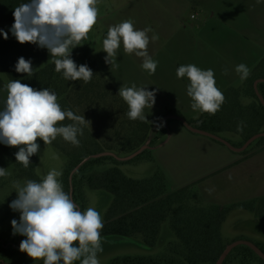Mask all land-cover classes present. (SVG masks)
<instances>
[{
	"label": "trees",
	"instance_id": "16d2710c",
	"mask_svg": "<svg viewBox=\"0 0 264 264\" xmlns=\"http://www.w3.org/2000/svg\"><path fill=\"white\" fill-rule=\"evenodd\" d=\"M25 2L26 0H0V22L14 21V9ZM71 56L77 65L86 64L93 71L89 82L64 79L62 73L55 71L53 58L47 49L29 43L20 44L13 35L0 41V67L9 82L18 79L37 90L48 88L57 95V102L62 110L84 115L88 121L82 126L83 134L78 135L79 146L60 136L49 145L64 157L62 176L58 179L81 211V197L85 187L105 190L112 195L101 237L137 236L139 243L150 251L158 246L157 239L163 224L171 231L172 238L166 239L162 251L157 255L124 256L112 259L109 264H215L227 245L221 237L222 223L231 210L246 205L221 207L207 204L192 185L168 192L165 179L158 171L149 178L140 180L124 176L119 166L142 156L150 159L149 148L128 161H118L112 156L93 158L105 152L116 157L133 154L150 141L152 127L145 120L129 119L128 105L101 74L95 61L91 59L90 48L84 40L81 41V46L72 50ZM20 57L31 61L34 72L32 77L15 71ZM258 79L264 80V59L243 81L241 87L228 88L223 92L224 102L215 115L202 112L197 121L189 124L227 140L233 147H240L251 136L262 133L264 106L254 91V82ZM2 88L0 80V90ZM257 91L264 101V81L257 83ZM166 115L180 116L175 111ZM160 119L161 117L158 121ZM61 123L67 125L72 121L66 119ZM238 124H242V131H237ZM158 127L165 131L164 124L159 123ZM156 131L157 135L162 133L160 130ZM262 141L264 137L253 143L260 144ZM37 142L40 149L45 146L42 140ZM0 149L12 165L14 178L41 181L35 174L39 153L30 157L31 164L25 168L15 160L18 148L0 144ZM238 154L242 155L243 152ZM76 167L78 168L75 170ZM92 169H101V172L97 175ZM166 192L169 194L165 195ZM194 199L195 204L190 201ZM262 202L264 198L251 203L255 209L262 206ZM260 250L264 253V250ZM235 251H240L238 260L241 264H246L249 254L264 264L250 248L243 245L233 248L222 264H226ZM37 264H43V261Z\"/></svg>",
	"mask_w": 264,
	"mask_h": 264
},
{
	"label": "rangeland",
	"instance_id": "374dc122",
	"mask_svg": "<svg viewBox=\"0 0 264 264\" xmlns=\"http://www.w3.org/2000/svg\"><path fill=\"white\" fill-rule=\"evenodd\" d=\"M97 7L99 10L97 23L85 39V43L90 47V57L117 92L121 86L131 87L133 84L138 88L146 87L150 91L147 80L154 84L155 104L151 109L145 108L144 114L149 126L153 127L157 122L166 126L165 131H162L158 124L155 128L162 131L160 140L169 136L168 125L175 121L167 119L165 124L164 119L158 121L159 117L175 111L187 122H192L197 121L202 114L191 107L192 100L187 95V87L190 83L187 77L177 78L176 71L179 66L194 64L201 69L203 58H215L217 55L229 58L231 55H227L229 46L234 47L233 51L235 49L242 52L243 50L251 51V45L255 46L264 40V22L262 21L264 17L260 13L264 10V0H98ZM129 19L138 30L147 27L153 29V32L148 33L150 42L147 50L149 55L158 61L154 74H149L142 69V57H137L134 53H125L122 45L115 58L118 67H112L105 62L107 54L103 51L102 42L107 36L109 27ZM245 20L247 24L243 23ZM238 25L246 29L250 44V46L245 45L246 48L239 47L238 39L241 41V38L232 30ZM10 26L0 24V29L9 35ZM241 32H243L242 29ZM154 33L159 37L155 41L151 40ZM3 39V34L0 33V41ZM254 49L261 54V58H264L262 48ZM0 80L3 83V88L0 90V110H2L7 96L5 86L9 80L1 67ZM242 82L243 80H238L231 87L238 88ZM158 98H160V104H158ZM191 135L200 137L196 134ZM177 137L169 145L159 148H154L156 142L151 140L149 157L157 165H154L147 156H142L120 165L119 169L124 176L136 180L149 178L158 171L164 176L168 192H173L179 182L185 180L193 182L199 179L198 177L201 178L205 171L204 167L196 165L204 157L210 156L209 149L187 137ZM253 142L240 156H247L264 147V141L260 143L261 145ZM234 143L238 144V142ZM63 165V155L52 145H45L39 151L35 174L42 180L53 168L62 171ZM0 167L6 168L8 172L7 176L0 177V247L3 244L8 246L9 242H15V244L17 242L13 250H0V264H37L41 260L33 261L26 253L19 250V244L25 237L19 234L13 235L11 225V221L13 219L19 221L20 216L19 212H14L9 207L11 201L17 196L14 184L24 185L26 181L14 178L12 165L1 149ZM92 171L99 175L101 169H92ZM168 192L165 195L169 194ZM81 198L82 211L89 207L96 209L104 223L105 214L113 199L112 195L105 190L85 187ZM255 200L239 204L246 206L228 213L220 231L225 244L248 241L264 250V202L262 206L254 209L251 202ZM190 201L193 204L196 203L195 199ZM167 238H172V234L166 224L162 225L159 232L158 246L150 251L139 243L137 236H102L103 251L98 254L100 264H109L112 259L124 256H155L162 251ZM239 256L240 251H235L226 264H241L238 260ZM248 256L246 264H262L253 255Z\"/></svg>",
	"mask_w": 264,
	"mask_h": 264
},
{
	"label": "clouds",
	"instance_id": "9594fccd",
	"mask_svg": "<svg viewBox=\"0 0 264 264\" xmlns=\"http://www.w3.org/2000/svg\"><path fill=\"white\" fill-rule=\"evenodd\" d=\"M98 0H26L13 11L14 23L10 29L20 44H34L47 49L53 58L55 71L62 73L68 81L89 82L93 71L86 64L77 65L72 59V50L81 46L98 20ZM151 27L138 30L131 19L109 27L103 39L105 62L112 67L117 51L123 46L127 54L143 58L142 69L149 74L156 72L158 61L148 53ZM4 39L8 33L3 32ZM159 37L154 33L151 40ZM241 80H246L250 69L245 64L236 66ZM17 73L34 75L30 60L20 57L15 65ZM227 70H225L226 72ZM177 78L187 77V95L191 98L193 110L215 115L224 102V95L216 87L214 71L202 70L194 64L181 65L176 71ZM6 100L0 110V144L18 148L16 162L25 168L30 157L40 150L38 140L44 145L51 144L58 136L79 146L78 135L83 134L82 126L88 121L84 115L71 110H62L57 95L48 88L37 90L20 80L6 84ZM118 94L128 105L131 120H145V108L155 104V92L146 87L121 86ZM70 120L64 125L61 122ZM238 124L237 131H242ZM8 175L0 167V177ZM62 171L50 170L41 181L27 180L24 185L14 184L16 199L9 207L19 212V221H11L13 235L24 236L19 250L33 261L43 264H100L98 254L103 251L101 230L104 227L100 213L89 207L81 211L66 192L58 177Z\"/></svg>",
	"mask_w": 264,
	"mask_h": 264
},
{
	"label": "crops",
	"instance_id": "0c3cea01",
	"mask_svg": "<svg viewBox=\"0 0 264 264\" xmlns=\"http://www.w3.org/2000/svg\"><path fill=\"white\" fill-rule=\"evenodd\" d=\"M260 13L261 16L264 17V10H262ZM240 21H242V19H240ZM262 21L264 22V18H262ZM13 23L14 21L0 22V24L11 25L10 29ZM243 23L247 24V20H245ZM241 29L243 32H241ZM243 29L244 28L242 25H238L236 29L233 28L232 30L236 32L241 38V41L238 39L240 43L239 47L246 48L245 45L250 46V44L247 40L248 38L246 36V29ZM11 35L12 33H10L8 37ZM218 46L219 45H217V47ZM256 47L262 48V50H264V40H261V42L255 46L251 45V51L243 50L242 52L237 51L236 49L233 51L232 48L234 47L231 48L229 46L227 50V55L231 54L229 58H223L218 55L215 58H203L201 62V69H212L214 71L216 87H218V89L223 93L226 89L233 88L231 87L233 83L241 80L239 74L235 70L237 65L245 64L251 70L257 66L256 64L264 59L261 58V54H258L256 49H254ZM225 70L227 71L225 72ZM147 85H149L150 91H154L156 94L154 84L150 80H147ZM158 99V104H160V98ZM168 116L171 115H165L164 117H161L160 120L164 119L166 124L167 119L165 118ZM180 117L183 118L182 116ZM173 121L175 122H171L168 125L170 131L169 136L161 140V134L157 135V131L155 130L157 124L159 125L161 122H157L152 127L150 141L153 139L154 142H156L154 148L169 145L173 139L178 136L177 138L187 137L200 144H203L207 149H209L208 152L210 154L209 157H204L202 160L197 162L198 165L196 166L204 167L205 171L202 177H198L199 179H196L193 182L187 180L179 182L173 191L184 186L192 185L199 193L203 202L221 207H230L247 203L255 199L264 198V147L259 148L247 156H240L237 152L229 150L224 145L218 144L206 136L200 135V137L205 138L192 136L191 134L195 133L187 130L180 122L176 120ZM150 149L151 146L149 147V153ZM152 162L154 165H157L154 160Z\"/></svg>",
	"mask_w": 264,
	"mask_h": 264
},
{
	"label": "water",
	"instance_id": "95a60500",
	"mask_svg": "<svg viewBox=\"0 0 264 264\" xmlns=\"http://www.w3.org/2000/svg\"><path fill=\"white\" fill-rule=\"evenodd\" d=\"M260 81H264V80H257L254 83V91H255V94L258 97L259 101L264 106V101H263L261 95L258 93L257 88H256L257 83L260 82ZM165 119L176 120V121L180 122L190 132L195 133V134H199V135H202V136H206V137H208V138H210L212 140H215V141L223 144L229 150H231L233 152H237V153L243 152L256 139H258L260 137H264V132L258 133V134H255V135L251 136L250 138H248L240 147H233L227 140H225V139H223V138H221L219 136H216L214 134H211L209 132L202 131L200 129L195 128L193 125L187 123L183 118H181L178 115H171V116H168ZM148 143L149 142L147 141L146 144L144 146H142L139 150H137L133 154H131L129 156H126V157L119 158V157H116L112 153L105 152V153H101V154L95 155V156H93V158H98V157H102V156H112V157H114L118 161H128V160H131L132 158L136 157L137 155H139L143 150L148 149L149 148ZM77 168L78 167H76L75 170ZM240 245L247 246L259 258H261L264 261V253L258 247H256L254 244H252V243H250L248 241H235V242H232L231 244H229V245H227L225 247V249L220 254V256H219V258H218V260H217V262L215 264H222L224 262L225 258L227 257V255L230 253V251L233 248H235L236 246H240Z\"/></svg>",
	"mask_w": 264,
	"mask_h": 264
},
{
	"label": "flooded vegetation",
	"instance_id": "af4514ba",
	"mask_svg": "<svg viewBox=\"0 0 264 264\" xmlns=\"http://www.w3.org/2000/svg\"><path fill=\"white\" fill-rule=\"evenodd\" d=\"M19 238H20V236H19ZM18 242H19V240H18ZM16 244H17V242H16ZM16 244H15V242H12V243L9 242L8 246L6 244H3V246L0 247V250H3V251H5L6 249H12L13 250L15 248Z\"/></svg>",
	"mask_w": 264,
	"mask_h": 264
}]
</instances>
